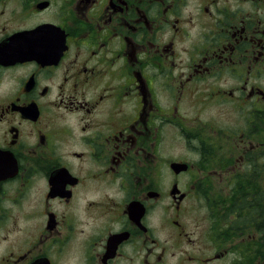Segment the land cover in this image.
<instances>
[{
  "label": "flooded vegetation",
  "instance_id": "flooded-vegetation-1",
  "mask_svg": "<svg viewBox=\"0 0 264 264\" xmlns=\"http://www.w3.org/2000/svg\"><path fill=\"white\" fill-rule=\"evenodd\" d=\"M0 264H264V0H0Z\"/></svg>",
  "mask_w": 264,
  "mask_h": 264
},
{
  "label": "rangeland",
  "instance_id": "rangeland-1",
  "mask_svg": "<svg viewBox=\"0 0 264 264\" xmlns=\"http://www.w3.org/2000/svg\"><path fill=\"white\" fill-rule=\"evenodd\" d=\"M184 183H180V188H184L185 186L183 185ZM210 184V183H209ZM211 187L214 190L218 191V183L217 182H212ZM199 205L196 207L194 211L190 210L188 207L185 206V212L182 215V222L187 226L188 229H192L193 231L196 232L197 237L202 236V240L206 243L207 245V250L208 252L211 249V244L209 241H206L207 237L203 236V231L206 232V229H210L209 233L211 232V228L214 227V224L216 221L213 220H207V223L204 220V217L206 218L209 215L210 207L206 206L205 202L202 201L203 205H201V201L198 202Z\"/></svg>",
  "mask_w": 264,
  "mask_h": 264
}]
</instances>
